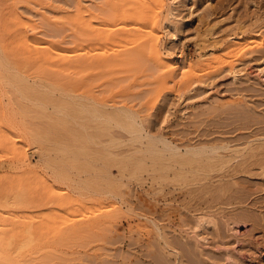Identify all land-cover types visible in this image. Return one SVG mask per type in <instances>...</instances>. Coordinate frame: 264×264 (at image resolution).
I'll return each instance as SVG.
<instances>
[{"label":"bare ground","instance_id":"6f19581e","mask_svg":"<svg viewBox=\"0 0 264 264\" xmlns=\"http://www.w3.org/2000/svg\"><path fill=\"white\" fill-rule=\"evenodd\" d=\"M52 1L56 6L47 0H0V170L8 164V169L0 171V264H47L46 260L39 262L46 254L40 255L41 258L38 254L44 248L41 250L40 239L47 226H42L49 223V218L41 216L44 219L40 220L44 222L38 226L35 216L36 213L62 209L67 203L63 200V190L49 187L36 190L34 182L41 181L38 170L41 166L52 170L57 184H69L81 197L103 192L121 196L120 179L126 176V171L130 178L138 180L141 178L139 172H146L154 182L168 180L169 172H173V179L178 181L197 178L199 183L196 184L200 187L193 192L208 190L210 193L230 190V184L238 183L236 178L249 174L255 165L264 173V129L232 142L193 145L182 152L163 136H152L144 127L146 118L142 119L138 112L118 102L114 95L106 96L111 93L109 86L108 91L105 84L101 86L106 90L90 85L99 79L92 71L109 61L97 56L101 55V45L117 40L121 41L123 49L114 54V59L127 73L141 75L143 72L130 86L156 88L149 92L154 93L147 106L152 110L173 86L181 96L188 85L201 81L205 74L199 75L185 57L175 61L161 51V28H173L176 12L167 0H105L103 4H92L88 8L81 0H62V6H58L61 0H57L58 4L56 0ZM32 15L36 16L37 22L40 19L42 30L32 26ZM111 17L123 22L117 32L103 31L93 24L95 19L104 24ZM34 30L46 38L39 37ZM103 33L107 35L102 36ZM92 34L90 40L94 43H90V48L86 47L85 55L84 46L78 41ZM241 39V35L228 36L221 49L224 55L208 53L213 58L207 68L210 71L232 69L233 58L252 53L243 47ZM218 41L214 40L216 44ZM233 69L230 70L233 80H237L238 72ZM146 76L152 79L139 84L138 81ZM179 77L181 81L176 82ZM132 78L133 74L126 75L123 81ZM119 86L124 93L122 97L132 95L127 93L129 86ZM115 129L127 133V139L118 137ZM136 144L140 148L135 147ZM31 145L38 154L37 165H32L27 157ZM123 147H134L135 152H116ZM138 154L142 156L138 157ZM112 167H117L118 175L111 171ZM47 195V198L52 195L59 201H48ZM78 203L82 202L78 200ZM112 210L119 212L117 207ZM204 219L199 217L197 221L203 224L206 223ZM147 220L156 228L157 239L163 241V250L174 253V246L163 236L155 221ZM80 231L86 234L93 229L82 227ZM65 239L62 237V241ZM48 257L51 256L42 259ZM196 259L195 264H209Z\"/></svg>","mask_w":264,"mask_h":264},{"label":"rangeland","instance_id":"374dc122","mask_svg":"<svg viewBox=\"0 0 264 264\" xmlns=\"http://www.w3.org/2000/svg\"><path fill=\"white\" fill-rule=\"evenodd\" d=\"M51 1L47 0V3L56 6ZM63 1L60 4L56 0L58 6H62ZM167 1L176 12L174 11L175 17L171 21L174 23L173 28H161V51L175 61L185 57L199 75L205 74L201 76V81L192 86L188 85L183 96H179L177 87L172 85V91L165 94L167 97L159 98V103L152 110L147 106L154 93L149 92L156 88L149 85L130 86L134 85V79L143 72L141 75L136 72L127 73L125 67L114 59V54L123 49V44L117 40L103 43L102 48L98 45L101 55L97 56L109 61L97 71H92L99 79L90 85L106 90L101 86L105 84L108 91L110 87L111 93L108 92L106 96L114 95L118 102L138 112L142 119L146 118L144 127L152 136H163L182 152L193 145L232 142L245 134L264 129V72L261 73L264 69V0H188L185 7V0ZM81 2L84 7H90L100 2L103 4L105 0ZM30 18L34 22L32 26L43 29L39 18L38 22L36 16L32 15ZM114 19L111 17L104 24L95 19L93 24L101 27L103 31L106 29L117 32L123 22ZM41 30L38 32L41 33ZM34 32L37 33L36 30ZM231 35H241L243 47L252 52L248 56L232 59V69L238 72L237 80H233L234 76L230 71L232 69L229 67L212 71L207 68L213 58L208 53L224 55L221 49ZM93 36L85 37L78 44L87 50L86 47L90 48L94 43L90 40ZM214 40H219V44ZM198 69L205 71L200 72ZM132 74L134 78L123 81V77ZM119 78L121 79L117 81ZM145 79L152 78L146 76L138 83L143 84ZM180 81L179 77L176 82ZM119 85L129 86L127 93L132 95L122 97L124 93ZM140 93L145 94L138 97ZM3 100L6 103V98ZM115 133L123 140L128 137L127 133L119 129H115ZM135 147L140 148V145L136 144ZM132 149L135 150L134 147H123L116 152L131 154L135 152ZM27 157L32 165L38 164V154L33 145L27 149ZM5 168L0 171L8 169ZM205 168L208 170L206 164ZM38 170L41 183L34 182L36 190L43 191L44 187L63 190V200L67 203L64 208L56 211L40 212L41 215L36 213L38 226H42L44 222L41 216L49 218V223L42 226L47 227H44V234L40 239L41 250L44 248L38 256L46 254L51 257L42 259L46 256L42 255L39 262L195 264L198 258L209 264H264V173L262 174L263 170L257 165L250 168L249 174L239 175L236 178L238 183L230 184V190L225 191L226 194L223 190L215 191L216 193L208 190L193 192L200 187L197 185L198 179L191 177L188 181H178L173 179V172H169L166 182H154L152 176L146 172L140 171L141 178L138 180L130 178L126 171V176L120 179L123 185L120 189L121 196L115 197L103 192L104 194L91 193L87 198L75 193L69 184H57L51 169L41 166ZM111 171L115 176L118 175L115 172L118 171L117 167H112ZM47 197L48 195L45 199L52 200L53 203L59 201L52 195ZM78 200L82 203L79 204ZM116 207L119 212L112 210ZM199 217H204L206 223L199 224ZM147 218L155 221L162 230L163 236L174 246V253L169 254V250H163L164 243L157 239L156 228ZM82 227L93 229V232L82 233ZM61 236L66 239L62 241Z\"/></svg>","mask_w":264,"mask_h":264}]
</instances>
